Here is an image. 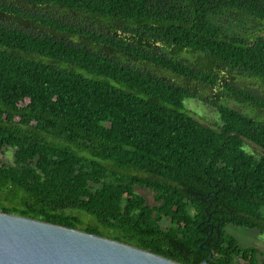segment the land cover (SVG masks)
I'll list each match as a JSON object with an SVG mask.
<instances>
[{"label": "trees", "instance_id": "1", "mask_svg": "<svg viewBox=\"0 0 264 264\" xmlns=\"http://www.w3.org/2000/svg\"><path fill=\"white\" fill-rule=\"evenodd\" d=\"M246 142L264 150V0H0V211L183 264H264L225 231L264 234Z\"/></svg>", "mask_w": 264, "mask_h": 264}, {"label": "water", "instance_id": "2", "mask_svg": "<svg viewBox=\"0 0 264 264\" xmlns=\"http://www.w3.org/2000/svg\"><path fill=\"white\" fill-rule=\"evenodd\" d=\"M0 264L183 263L80 229L0 211Z\"/></svg>", "mask_w": 264, "mask_h": 264}, {"label": "rangeland", "instance_id": "3", "mask_svg": "<svg viewBox=\"0 0 264 264\" xmlns=\"http://www.w3.org/2000/svg\"><path fill=\"white\" fill-rule=\"evenodd\" d=\"M233 105V103H231ZM184 105L187 107L189 112L201 123L204 124H219V116L217 111L214 109V107L209 106L206 103H203L199 101L198 99H191V98H186L184 100ZM246 148L255 154L258 155H264V150L260 149L258 146L255 144H252L250 142H246L244 144ZM13 153L14 149L13 148H8L7 151L5 152V155L3 156V160L5 162H12L13 160ZM136 191L140 194H142L148 203L153 204L154 199H153V193L148 190V189H140L137 188ZM225 231L233 235L238 239V242L242 246H254L259 248L263 255L258 256L260 259L264 258V234L259 232L258 230L254 228H248V227H241V226H234L231 224H228L225 226Z\"/></svg>", "mask_w": 264, "mask_h": 264}]
</instances>
